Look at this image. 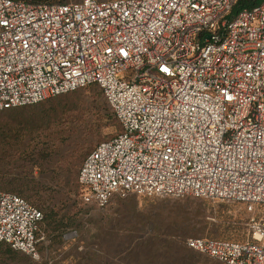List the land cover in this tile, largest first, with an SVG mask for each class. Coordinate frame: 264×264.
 <instances>
[{
  "label": "built area",
  "instance_id": "1",
  "mask_svg": "<svg viewBox=\"0 0 264 264\" xmlns=\"http://www.w3.org/2000/svg\"><path fill=\"white\" fill-rule=\"evenodd\" d=\"M238 1L0 0V111L98 85L124 132L86 158L83 203L243 204L248 240L186 247L217 264H264V1L235 14ZM42 219L0 191V245L38 257Z\"/></svg>",
  "mask_w": 264,
  "mask_h": 264
},
{
  "label": "trees",
  "instance_id": "2",
  "mask_svg": "<svg viewBox=\"0 0 264 264\" xmlns=\"http://www.w3.org/2000/svg\"><path fill=\"white\" fill-rule=\"evenodd\" d=\"M15 1L62 5L76 3L77 0ZM263 1L239 0L233 12L237 14L244 9H252ZM91 87L98 89L93 92ZM51 130L53 136L49 133ZM123 132L120 121L98 85H90L37 104L0 111V191L17 195L41 211L43 219L37 238L41 232L50 233L53 240H61L72 231L78 235L77 216L87 210L76 206L59 209L41 207L43 196L48 190L46 183L51 182L56 188L64 186L76 194L82 193L79 174L86 158L98 145ZM73 136L78 137L76 148L72 151L63 150L60 145ZM36 171L39 172L37 177ZM191 206V202L185 201L179 208L186 211ZM205 239L233 241L219 237ZM186 242L184 248L168 245V249L166 246L165 249L179 257L187 254L188 262H192L197 254H202L188 249ZM93 250L89 249L81 258L70 255L68 261L86 264L85 258ZM21 254L10 245L1 244L0 264L17 261L21 259ZM157 254L163 255V252L158 250Z\"/></svg>",
  "mask_w": 264,
  "mask_h": 264
},
{
  "label": "rangeland",
  "instance_id": "3",
  "mask_svg": "<svg viewBox=\"0 0 264 264\" xmlns=\"http://www.w3.org/2000/svg\"><path fill=\"white\" fill-rule=\"evenodd\" d=\"M97 89L90 88L93 92ZM49 133L53 136V130ZM77 141L78 137L73 136L60 146L65 151H72ZM38 175L36 171L35 177ZM46 185L48 190L41 207L59 209L76 206L87 210L77 216L78 235L72 231L61 240H53L50 233L41 232L38 257L21 254V259L10 264H70V255L81 258L89 249L100 251L112 258L115 264H217L209 257L198 254L192 262H188L187 254L179 257L166 250L165 246L167 249L168 245L184 248L185 242L192 238L219 237L242 242L249 239L250 215L240 203L192 196L160 198L130 194L116 196L107 208L98 209L85 205L81 193L76 194L64 186L56 188L51 182ZM185 201L191 202L192 206L182 211L179 206ZM158 250L163 255H158Z\"/></svg>",
  "mask_w": 264,
  "mask_h": 264
},
{
  "label": "crops",
  "instance_id": "4",
  "mask_svg": "<svg viewBox=\"0 0 264 264\" xmlns=\"http://www.w3.org/2000/svg\"><path fill=\"white\" fill-rule=\"evenodd\" d=\"M85 259H87L86 264H115L112 258L105 256V254L100 251H91ZM68 263L73 264L72 260H69Z\"/></svg>",
  "mask_w": 264,
  "mask_h": 264
}]
</instances>
